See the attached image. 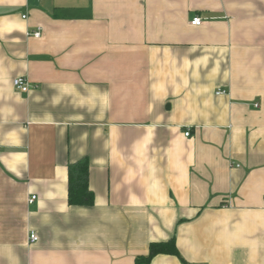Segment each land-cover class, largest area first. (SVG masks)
Masks as SVG:
<instances>
[{
  "label": "crops",
  "instance_id": "obj_1",
  "mask_svg": "<svg viewBox=\"0 0 264 264\" xmlns=\"http://www.w3.org/2000/svg\"><path fill=\"white\" fill-rule=\"evenodd\" d=\"M173 235L264 264V0H0V264H135Z\"/></svg>",
  "mask_w": 264,
  "mask_h": 264
},
{
  "label": "trees",
  "instance_id": "obj_2",
  "mask_svg": "<svg viewBox=\"0 0 264 264\" xmlns=\"http://www.w3.org/2000/svg\"><path fill=\"white\" fill-rule=\"evenodd\" d=\"M94 193L89 185V163L81 160L69 165V203L72 205H91L94 203ZM159 253L177 256L183 264L187 262L180 254L175 241V235L167 241L152 242L147 255L136 257L135 264H148Z\"/></svg>",
  "mask_w": 264,
  "mask_h": 264
},
{
  "label": "built area",
  "instance_id": "obj_3",
  "mask_svg": "<svg viewBox=\"0 0 264 264\" xmlns=\"http://www.w3.org/2000/svg\"><path fill=\"white\" fill-rule=\"evenodd\" d=\"M24 18H26L27 16L24 15L23 16ZM203 18L200 17V16H196L192 19L191 21V24L193 25H201L203 23ZM28 35H31V36H34V37H37V38H40L42 36V29L41 28H38L37 30H33V31H29L27 33ZM13 84L15 86L16 89L20 90V91H23V92H28L30 90V83L28 81V79L24 76H19V77H16L14 80H13ZM217 93H225L224 90H219ZM256 106H258V104H256ZM190 130H188L186 132V135H190ZM36 199V196L33 195L29 201L30 202H33L34 200ZM39 239L38 237V234L35 232V231H32L31 234H30V240L35 242Z\"/></svg>",
  "mask_w": 264,
  "mask_h": 264
}]
</instances>
